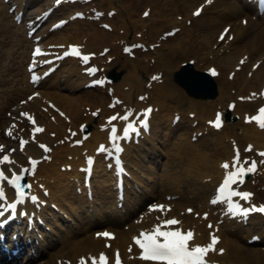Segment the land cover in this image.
<instances>
[{
	"label": "bare ground",
	"instance_id": "1",
	"mask_svg": "<svg viewBox=\"0 0 264 264\" xmlns=\"http://www.w3.org/2000/svg\"><path fill=\"white\" fill-rule=\"evenodd\" d=\"M97 1L101 6L98 8L101 10V18L95 17V19L93 18L94 21H89L90 14L87 12L88 10L82 9L86 19L73 20L67 26L64 25L60 29L50 31L46 43H76L80 50L85 53L103 51L106 53L104 57L99 58L95 54L94 57L92 55L89 57L91 62L99 66L97 75H103L108 70L106 68L114 65L115 62L114 68L117 72L119 70L128 71L120 81L110 85L111 88L109 89L113 95L123 99L126 104H137L138 107L141 106V103L134 99L137 92H146L148 95L145 96L148 100H154L153 105L155 107L150 116L151 126L149 132L143 135L139 142L136 141L138 139L134 140L136 144H126V148L122 153L133 179V181H125V211L130 210L131 215L137 214L138 211L134 210L133 207L138 205L139 208H142L145 199L149 196L148 193L157 191L155 187L158 181L152 180L154 182L149 185L136 173V169H140V172L148 171L144 162L148 160V162L154 163L157 160L154 153H157V143L161 142L165 146L163 149H169V152L167 150L166 152L171 157L167 160L171 162L172 167L163 168L161 172H153L149 175L152 179L157 178V175H159V179H163L162 185L159 186H163L166 191L164 193L160 191L158 198H160V202H166L167 206H171V209L168 210V216H176L179 218V224L184 228L192 227L194 229V240L191 243L207 244L210 240V234H212L210 230L213 228L206 226L208 219L201 217V212L205 209H211L207 199L215 190L219 178L226 172L222 167L223 162L232 161L234 155L233 145L237 144L238 148L244 152L242 145L245 143L250 144L252 145V154L264 150V129H259L254 122H244L246 115L257 112L258 108L256 106L264 104V96L261 90L264 85V12L259 11L257 0L246 1L248 7L253 11H250L252 15L253 13L261 15V19L258 18V20H253L250 13H247L249 14L247 15L243 3L237 0H235L237 3L234 0ZM116 1L119 3L117 6L114 5ZM16 2L19 4L17 9L19 11L22 0H13V3ZM132 2L133 4H131ZM138 3L149 6V14L146 20L142 18L136 21L131 19L130 12L139 6ZM104 4L109 6L105 10ZM199 5L202 6L200 14L193 16L190 13L191 10L193 11ZM177 8L182 9L181 21L168 18ZM189 9L190 12L186 13ZM56 10H64V6H60ZM175 13L179 14L178 11ZM244 15H247L245 22L241 20V16ZM190 17L193 18L194 30L184 23ZM203 19H205L204 22ZM95 20L98 22H95ZM102 22L105 25L108 23V27H98V24ZM167 22L173 24L170 27L178 26L184 32V36L179 43L180 48L168 47L167 52L164 54H159L154 49L156 55L149 58L152 52L149 51L147 46L145 50L149 57L145 58L144 64L135 62L127 54L123 55L122 48L131 32L132 37L129 44L142 41L144 38L147 41H158L160 35L158 31L162 30L163 27L158 29L155 26L158 24L165 26ZM224 24L229 26L228 29L229 32L233 33V38L217 49H213L212 43L217 44L218 35L224 28ZM138 26H142L143 31L145 30L144 33L142 32V38L136 36ZM11 27L19 29L21 33L24 32L21 26H12L4 4L0 1V30H9ZM216 29H219V31H216ZM62 31L64 32L63 35H61ZM13 34V41L29 42L26 38H20L23 34ZM213 35L215 39L211 41ZM225 36L228 38V32ZM152 41L150 43H153ZM105 49L108 51L105 52ZM178 55L194 57V62L198 59L201 68H209L210 65L217 68L219 90L217 99L202 100L187 96L172 84L170 80L171 68L175 66V58ZM110 56L115 59L114 64H109L107 58H110ZM241 57L244 59L242 63H240ZM59 63L60 65H69L58 74L55 73V75L53 72L50 75L51 77L55 75L56 79L53 78L50 81L51 77L49 76V78L47 77L36 84L37 86L34 89H31L32 84L26 82L27 84L24 83V90L22 88L18 89L17 98L19 99L16 100L26 99V103L23 104L24 109L29 110L26 111L30 112L28 114L31 115L32 113L35 116V124L40 125L42 131L33 133L31 129L35 127L21 117L19 111L15 112V119H17L15 126L17 125V128L8 123L9 121L4 120L7 127L11 128L10 136L7 138L9 143L13 142L12 137L14 138L17 134L24 137L27 142L23 151H21L20 144L9 146L15 150L14 153L12 151L10 153V157L15 159V164L5 165V167L19 169L29 157L37 159L42 155L43 150L39 147L40 144L52 146V150L49 152L50 159L42 161L33 174L31 193L37 195L39 200H44L46 205L50 202L55 203L62 214L66 215V219L68 217L72 220L77 218L74 220V225L81 223L85 228H89V231H82L81 228L73 230L71 225L68 224L63 231L64 233H60L54 229L51 220H48L46 225L50 226L56 234L54 243H50L49 246L57 244V248L49 251L44 262L39 264H52L56 262L57 258H66L76 262L79 257L85 256V254L97 256L100 252H107L113 258L117 251L122 257L121 264H158L138 257L139 247L132 240L133 238L130 239V232H133L136 227L131 225V228L127 231L124 230L123 219L126 214L122 215L123 212L117 206V193L113 190V177L115 174L111 168L109 169L112 173L105 168L107 163L104 164V160L100 161L97 154H94L96 162L93 166L91 192L85 193L84 191L86 189V186L82 183L84 173H81L78 167L85 164L86 156L88 153L91 152L92 154L94 152L93 149L96 143L108 145V135L102 130L106 115L112 112V110L106 108L110 97L105 90L101 92L99 88L98 93H96V90L82 89V86L90 78L81 71V68L86 66H83L77 58L73 56L62 58ZM237 64H243L239 71L234 69ZM148 67L155 69V71L150 72L149 77L153 72L160 75H157L158 79L156 80L149 78L151 79L149 84L151 89L144 91L142 73L149 70ZM24 76L27 78L25 68ZM60 77H62V82ZM126 88H128L127 91H125ZM78 89H81V91L76 93ZM35 91L37 95L27 100L29 94ZM48 101H52L58 108L62 109L65 112L60 110L64 113L63 116L49 110L51 108L47 105ZM228 101H235V108L232 113H240L241 121L238 123V130L235 129L237 122L234 123L235 125L226 124L219 130L214 129L209 123L205 125L206 120L212 119L215 110L224 111ZM184 105L185 107L182 108ZM44 106L46 110L48 109L47 111L42 109ZM85 106H89V110L99 108L102 114L105 112L106 115L100 118V124L93 126V130L87 138H81L80 122L89 119L88 116L86 117ZM180 109L181 114L176 111ZM173 111L176 112L173 113ZM177 113L180 115L179 121L176 125H173L171 121ZM178 130L179 132L176 133ZM50 132L55 133L56 136ZM159 132H162L163 135H160ZM198 132L202 134L198 135ZM193 135H196L197 140L195 142L191 141ZM61 138L66 140L63 143H58ZM78 139H82V143L75 145L74 142ZM6 146L5 143L3 148L6 149ZM67 164L71 165L70 171L61 170V165ZM261 173V175H252L251 178L255 179L254 183H251L250 180L245 182L246 189L255 193L253 200H261L264 195L260 190V185L264 187V172ZM39 185L42 186L41 189ZM78 188L84 192H77ZM138 188L140 193H136ZM45 189L50 194L49 198L42 195V191ZM91 193L92 195H90ZM85 194H87V199ZM166 195H171L172 199L166 200ZM91 198L92 201L89 200ZM201 198L203 199L201 200ZM194 201L197 202L194 203ZM97 203L99 207H96ZM89 207H93V210L97 212L88 216L84 215V211L86 213ZM186 207H192L194 211L181 214L180 211H185ZM51 208V205L40 207V212L44 214L43 216L53 217L54 221L59 217V220L63 223L66 222L62 216L56 215L53 209L51 211ZM40 212H37V214L41 215ZM195 212L198 213L197 217L194 216ZM106 213H111L112 216ZM153 216H147L145 222H152L154 220ZM86 217L87 219H85ZM210 219L216 221L215 211L211 212ZM89 223L112 228L111 230L116 236L110 240L111 244L108 249L103 245L106 240L94 235V232L99 229H91ZM248 223L249 225L242 226L241 224L228 222L225 226L228 230L232 229L230 232L227 229L226 231L221 229L219 233L215 232V234H220L221 239L215 246L216 250L209 252L210 258L206 255L205 259L208 264H212L211 259L219 264H264V250H262L264 247L257 249L251 246L246 249L234 242V232H243L244 239L256 234V238L260 235L261 242L264 243V218L253 214L250 216ZM143 225L144 223H141L140 227ZM253 229H257V232ZM59 230L62 231V228L60 227ZM41 234L47 235V233L42 232ZM219 249H224L223 253H220ZM32 253L35 256L37 255L36 251H32Z\"/></svg>",
	"mask_w": 264,
	"mask_h": 264
},
{
	"label": "snow or ice",
	"instance_id": "2",
	"mask_svg": "<svg viewBox=\"0 0 264 264\" xmlns=\"http://www.w3.org/2000/svg\"><path fill=\"white\" fill-rule=\"evenodd\" d=\"M57 3L60 0H56ZM200 8H197L195 14H199ZM76 15H81V13H77ZM147 15V13H145ZM61 24L64 21H60ZM54 27H56L54 25ZM108 27V25H105ZM228 32V29L225 28L224 33H221L220 38H224V34ZM230 38V37H229ZM105 52L108 50L105 49ZM125 52H128L129 49L127 47L124 48ZM41 52L39 47H36L34 50V55ZM64 56L74 55L80 57L82 62L87 64L89 61V57L94 55L93 53L82 54L81 51L78 50V46L76 45H69L68 50L63 53ZM50 63V62H49ZM34 63L29 65V70L31 71L34 68ZM255 67V65H253ZM85 71L88 74H93L98 69L95 66L86 67ZM207 71L212 75H216L215 68H208ZM47 73H45L46 75ZM38 77L35 73L32 74V80L35 82ZM153 80L158 79L157 76L152 77ZM93 83L96 84H103V80H93ZM264 94V93H262ZM33 95H36L35 93ZM32 97H29L31 99ZM143 99V97H141ZM23 103V102H22ZM234 105L229 104L228 107L232 108ZM151 112V108H145L141 111V113H137V119L133 120L131 117L133 116V112L131 109H125L123 115L114 114L112 116L107 117L109 123L115 121L117 119L124 121V126L122 130L118 129L115 123H111V129L108 133V140L111 143V149H105V145L101 144L97 152H105L106 156H111L113 152L118 156L119 153L123 151L121 144L119 143L121 140L128 141L131 139L133 135L138 136L139 131L143 128L147 131L148 128V116ZM22 115L27 116L29 121H32V116L28 113H22ZM63 115V114H62ZM96 115V113H93ZM246 121H254L256 124L264 129V106H261L258 109V113L256 115L245 116ZM222 123V116L221 113L217 112L215 115L214 120H210L209 124L214 125L216 128H220ZM83 127V126H82ZM31 131L33 133L41 132V128H32ZM81 141L77 140L75 143L79 144ZM21 151L24 150L26 141L24 139L19 140ZM39 147L41 149H45L46 145L40 144ZM3 148V146H0ZM252 148V145H248L249 150ZM13 153L15 152L14 149H10ZM258 155L264 157V151H259ZM244 163H241V157L239 152L237 151L235 155L232 157V163L229 165L227 161L223 162L222 167L226 170L223 182L219 184L218 188L216 189L215 196L210 203L216 204L218 202L227 201L225 212L229 215H244L246 216L250 211H260L264 212V205H252L251 207H244L239 200L248 201L249 198L253 195L249 191L237 190L236 188L232 187V185L236 183H243L244 176L246 173H252L257 169V161L251 160L249 162L248 157H244ZM29 164L32 165V168H27L21 166L19 171L15 167L11 169L6 168L5 165H13L15 164L14 157H10L9 155H0V218H2L6 213L9 214V218H13L17 214V210L19 209L20 215H25L26 210L20 208L21 205L25 204L26 202H31L33 205H38L41 203L39 197L35 194H29L31 188V184L25 181L27 175L34 174L35 165H37L38 160L32 157L28 158ZM87 162L89 165L93 162L92 157H87ZM116 164H121V162L117 159L115 161ZM260 164H264V159L259 161ZM245 164L247 166H245ZM231 168V170H228ZM121 169L118 168V171ZM10 171V175H9ZM8 185V187L14 190V199L12 201H8L5 193L4 184ZM42 187V186H41ZM45 194H47L45 192ZM233 197L239 198V200H233ZM168 199H172V197H168ZM165 205L163 204H152L149 206V211L158 210L160 212L165 211ZM171 206H167V210H170ZM189 212L192 209H188ZM207 213H204L205 218L207 217ZM179 224V221L173 218L163 219L160 223L153 225L152 230L149 232H145L141 230L138 236H134L133 240L135 244L141 250L139 256L141 259L146 261L158 262V264H208V261L205 259L206 254L210 251H215V246L218 243L219 237L215 234H210V240L207 244H195L191 243L194 240V233L192 230L182 231L179 227H170L166 230L163 226H173ZM211 227V224H209ZM98 237L104 238H112L113 233L108 231H102L96 233ZM224 249H219L220 253H223ZM92 264H97L96 257H91ZM79 264H86V260L84 257H81L79 260ZM99 264H107V257L105 253H100L99 255ZM115 264H121V259L119 252L117 251L115 257Z\"/></svg>",
	"mask_w": 264,
	"mask_h": 264
},
{
	"label": "rangeland",
	"instance_id": "3",
	"mask_svg": "<svg viewBox=\"0 0 264 264\" xmlns=\"http://www.w3.org/2000/svg\"><path fill=\"white\" fill-rule=\"evenodd\" d=\"M51 1L52 0H24L23 2L25 3V6H26L24 8V16L30 18V16L34 15V13L42 11L45 7H47ZM78 1H80V0H78ZM78 1H74L73 6L64 7L65 9L62 10L64 12V14L62 13V15L63 16H65V15L71 16L72 9L79 8V6L85 8L89 11V14H90L89 17L90 18H91V16L93 17V14L96 16L99 15V14H95L96 10L101 13V10L98 9L101 7L99 4V1H97V0H93V1H91V0L83 1L82 0L80 2H78ZM131 1L132 0H128V2H131ZM118 4L119 3L117 1L114 2V5L117 6ZM131 4H133V2ZM138 5L139 6L136 9H134V11L130 12L131 19H134L135 21L138 20L139 18H142V19L146 18V17L143 18L141 16L142 15L141 10L146 5L145 4H139V3H138ZM107 7H109V6L107 4H104V10ZM146 7H148V6H146ZM190 9L186 13H189ZM176 11H178L179 14H176L175 13ZM176 11L173 12L174 14L172 13L170 16H168V18H170V19L175 18V19H178L181 21L182 20V9L177 8ZM190 13H192V10ZM184 15H185V13L183 14V17H184ZM57 17H62V16H57ZM243 18H246V17H243ZM204 20L205 19H203V22H204ZM53 22L54 21H52V18L48 19V21H46L43 24L41 31H44L46 26L48 24L50 26ZM184 23H186L185 25H187V27H191L192 30H194V27L192 25L193 24V18L192 17L186 19V22H184ZM170 25H173V24H168V22H167L165 26H162L161 24H158L155 26L158 29L163 27L162 30L158 31L160 34L163 35V37L160 38L163 45L155 47V49L158 50V53H162V54L166 53L168 47H174L175 49L180 48L179 43L182 40V37L184 36V32H182V30H179L175 34L170 35L169 31H168V28L170 27ZM16 26H19V25H16ZM98 27H99V25H98ZM219 29H216V31H219ZM10 30H12L13 32ZM137 30L138 31L140 30L142 32L145 31V30L143 31L142 26H138ZM12 33H15V34L18 33V34L24 35V32L21 33V31L19 29H14V28H9V30L5 29V30L0 32V108L2 107L1 112H0V121L4 117H7V116L10 117V115L13 111V107L15 106L14 103L12 105L9 103H8L9 105H7V104L5 105V103L7 100L8 101L15 100L14 95H13L11 90L15 89L17 86L19 87V85L22 83V69H21L22 62L21 61H23L24 63L26 62V59H24V58L27 57V52H28V48H29V44L26 43L25 41L24 42L22 40L21 41H15V40L13 41L14 35H12ZM138 33L139 32H137V35H138ZM166 33H167V35H166ZM63 34H64V32L62 31L61 35H63ZM21 37H23V36H20V38ZM130 37H132V36L129 35L127 38L130 39ZM164 37H166V39ZM48 38L49 37H46V35H45L43 37L42 42L46 41ZM21 39H23V38H21ZM214 39H215V36L213 35L211 37V41H213ZM146 40L147 39L145 38V41ZM219 40L222 41L221 39H219ZM150 41H152V40H150ZM152 45L153 44H151V46ZM221 45H223V43H221L219 45L212 43V48L217 49ZM26 46H27V48H26ZM154 53L155 52L152 51L151 55L154 56ZM98 54H99V56L104 57V54L100 55V52ZM146 57H149V56L145 52H142L139 50V51H136V56L133 57L132 60H134L135 62H139L141 64H144L145 63L144 60ZM149 58H152V57H149ZM114 60L111 61L112 64H114ZM189 60H191V62L193 63L195 68H197L199 70L203 69L200 67L201 63L198 59H196V62H194V57H191V56L186 57L185 55L184 56L178 55L175 58V66L171 70L170 77H171L173 71L180 65V62H182V61L186 62ZM115 64H116V62H115ZM62 66H64V65H62ZM62 66H60L58 70H60L62 68ZM65 66H67V65H65ZM237 66L238 65H236V69H237ZM148 68H149V70H145V72H144V75H146V76H149L150 72L155 71V69H151L152 67H148ZM110 70H112V69H110ZM237 70H239V69H237ZM126 72H128V71L127 70H119L118 71V73L120 74V79L123 78V76L126 74ZM153 74L154 73H152V75ZM145 77H144V79H145ZM53 78L56 79V76L51 77L50 81L53 80ZM177 88H179V87L177 86ZM10 103H12V102H10ZM183 107H185V106H183ZM235 114L240 117L239 113H235ZM98 120H99V118L97 117V121ZM239 120H240V118L236 119L237 122ZM1 128H2V126L0 125V130H1ZM158 150L160 152V158H159L160 160H158L157 164H152L149 166V169L151 172H154L156 167L158 168L157 170L160 171L163 163L166 166L170 162L169 160L167 161V158H169L171 156L169 154H167V152H166V150H169V149H166L163 151L162 148L160 149V146H159Z\"/></svg>",
	"mask_w": 264,
	"mask_h": 264
},
{
	"label": "water",
	"instance_id": "4",
	"mask_svg": "<svg viewBox=\"0 0 264 264\" xmlns=\"http://www.w3.org/2000/svg\"><path fill=\"white\" fill-rule=\"evenodd\" d=\"M177 78L194 94L211 97L215 94L214 89L212 91L209 89L211 79L206 74L192 73L189 69L185 68L181 74L177 75ZM189 78L192 79L191 82H188Z\"/></svg>",
	"mask_w": 264,
	"mask_h": 264
}]
</instances>
